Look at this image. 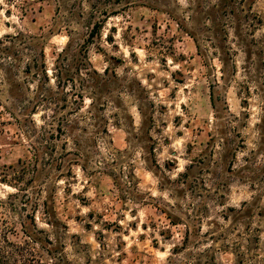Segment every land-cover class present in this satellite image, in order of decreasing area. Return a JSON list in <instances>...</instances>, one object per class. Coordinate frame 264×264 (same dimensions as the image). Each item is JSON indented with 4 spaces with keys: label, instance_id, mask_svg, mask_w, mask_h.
Masks as SVG:
<instances>
[{
    "label": "rangeland",
    "instance_id": "rangeland-1",
    "mask_svg": "<svg viewBox=\"0 0 264 264\" xmlns=\"http://www.w3.org/2000/svg\"><path fill=\"white\" fill-rule=\"evenodd\" d=\"M188 1L0 0V38L18 32L41 37L54 87V68L62 65V90L68 92L63 111L73 120L58 139L59 152L68 151L61 169L67 175L42 169L28 185L32 201L21 210L37 238L32 253L38 264H170L185 223L199 240L196 245L192 234L188 248L175 257L188 264L191 254L224 243L223 234L235 224L233 208L244 202L254 203L252 223L260 228L264 254V136L258 127L264 116V0H246L251 18L260 21L256 41L247 35L243 49L230 40L236 51L226 78L218 55L199 54L187 32L193 26L184 19ZM97 22L102 26L93 33ZM26 62L16 64L20 89ZM86 66L101 76L89 78ZM8 88L0 72L2 197L15 192L1 182L12 179L9 166L31 155L22 127L4 109L12 107ZM42 109L34 115L38 124L42 115H52ZM229 113L241 118L246 145L235 159L223 161L213 153L221 151L219 142L211 138ZM185 171L193 183L186 192L172 182ZM131 174L137 186L129 183ZM10 221L17 232L13 240L29 239L19 216ZM212 235L220 238L214 242ZM213 253H205L202 262ZM215 257L219 264H235L237 258L232 249H218Z\"/></svg>",
    "mask_w": 264,
    "mask_h": 264
},
{
    "label": "trees",
    "instance_id": "trees-1",
    "mask_svg": "<svg viewBox=\"0 0 264 264\" xmlns=\"http://www.w3.org/2000/svg\"><path fill=\"white\" fill-rule=\"evenodd\" d=\"M183 10L185 13L184 19L191 20V23H193L192 30L187 29L183 22H179L178 18H175L177 16L173 13V10H169L168 12L177 20L182 28L187 29V32L195 41L199 54L209 56L211 52L218 55L223 77H225L229 59H232L231 57L236 51L234 46L231 45L230 40L233 43L237 42L235 44L239 45V47L241 46L243 49L249 46V43L246 42L247 35L252 36L253 42L256 41L254 37L255 29L260 21L255 23V16L251 18L254 12L252 8H246V0H189L188 6ZM101 26V23L97 22L92 32L95 33ZM231 33L236 40L233 41ZM41 41V37L23 32L0 38V72L2 74V82L9 87L7 91L12 105V107L5 105L4 109L22 127L28 139L29 151L31 152L30 157L19 160L18 167L9 166L13 168V172L11 173L12 179L1 178V182L13 187L15 192L8 193L4 197L0 195V264H38L36 254L32 253V244L37 241V238L28 229L21 210H26L29 201H32L33 198V195L28 190V185L36 179L42 169H48L49 171H53L54 169L61 170L65 163V154L68 153L67 150L59 152L58 143V139L67 132L69 124L73 122L67 113L63 111L67 108L68 92L62 89L67 82L62 80V65L57 63L54 68L55 87L51 84L49 70L45 62V49L41 45ZM211 48L213 50H210ZM66 51L67 48L63 49L59 53V57L66 54ZM246 52H251V50H246ZM25 58L27 59L25 69L23 70L26 73L23 81L25 88L23 89L22 87L20 89L19 87L22 85L17 79L16 64L17 62L20 64ZM85 69L86 75L93 80L101 76L97 70H91L87 66ZM233 70V75L235 76L237 72L235 62L233 63ZM93 72L96 76H93ZM101 78L104 77L102 76ZM71 81L75 86V81L73 79ZM80 95V93L77 94L75 101H79ZM245 101L247 103V100ZM214 103L213 105H216ZM40 108H43L42 111L45 113L47 111L52 112L50 116H41L43 124H38L34 119V115L39 113ZM77 109L79 110L80 107H77ZM236 119L238 120L237 123L235 122ZM240 120L239 116L229 113L228 120L223 124L222 128H216L215 134H212L211 139L219 142L221 147V151L219 152L214 148L213 153H219L223 161H227L230 155L235 159L237 152L245 148V139L241 131L243 125L239 122ZM258 127L261 128V133L264 136V116L261 117ZM62 148L65 149L64 146ZM76 161V159L72 158L69 164L73 166ZM71 166L69 172L72 170ZM82 168L85 169L84 166ZM186 168L188 169L189 167ZM66 175L61 170L58 177ZM128 178L130 184L134 186L138 185L135 182L136 178L133 174L128 175ZM172 182L176 184L178 189L185 192L186 189L188 190L193 186V183L189 182V173L187 171L179 173L178 177L172 180ZM117 185H119L118 182ZM42 189L37 191V196L42 195ZM39 202L40 198L36 197L35 205L38 206ZM251 204L244 202L240 208H233L238 217L235 216L236 219L234 218L231 221V223L235 222L234 226L227 228L226 232H228V235L227 233L223 234L222 239L224 243L219 248L215 249L211 246V248L203 250L198 254H191V260L187 263L219 264L215 257V252L218 249H232L237 257L235 264H246V262H249V264H264V254L259 252L260 228L253 226L252 220L256 213L253 210L254 205ZM28 215L25 217H29ZM15 216L21 218L22 231L29 236V239H25L24 243H19L10 236L17 233L13 225L15 222L10 221ZM223 218L226 220L229 217L224 215ZM196 219L201 224L202 214L196 215ZM32 220H35V216H32ZM241 220L248 221L242 222ZM185 226L184 240L172 249V256L168 258L170 264L183 263H178L175 257L182 249L188 248V244L192 241V227L188 223H185ZM236 229L238 231L235 233L234 238H231L229 233H233ZM196 235L194 233L193 238H195L194 241L197 245L199 240H196ZM211 237L214 242L220 238L214 235ZM211 250L212 252L214 250V253L210 260L202 262V256L205 253L208 254Z\"/></svg>",
    "mask_w": 264,
    "mask_h": 264
}]
</instances>
